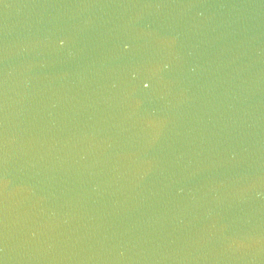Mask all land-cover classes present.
I'll list each match as a JSON object with an SVG mask.
<instances>
[{
	"label": "water",
	"instance_id": "95a60500",
	"mask_svg": "<svg viewBox=\"0 0 264 264\" xmlns=\"http://www.w3.org/2000/svg\"><path fill=\"white\" fill-rule=\"evenodd\" d=\"M0 264H264V0H0Z\"/></svg>",
	"mask_w": 264,
	"mask_h": 264
}]
</instances>
